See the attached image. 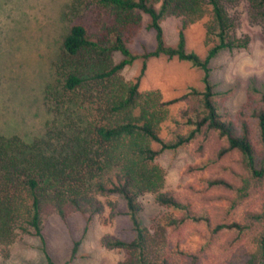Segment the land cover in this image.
I'll return each mask as SVG.
<instances>
[{
	"label": "trees",
	"instance_id": "16d2710c",
	"mask_svg": "<svg viewBox=\"0 0 264 264\" xmlns=\"http://www.w3.org/2000/svg\"><path fill=\"white\" fill-rule=\"evenodd\" d=\"M91 1L107 8L110 19L94 33L73 22L61 42V87L77 93L87 111L86 127L56 138L46 133L31 144L9 139L15 146L0 156L1 248L17 233H29L38 238L46 264H54L45 250L42 214L54 210L64 219L77 210L88 222L102 208L99 195L117 194L133 230L130 239L103 238L107 247L125 252L118 264H264V83L251 81L246 101L231 116L225 105L231 89L216 88L211 78L210 61L218 51L248 44L247 35H235L226 9L237 0ZM248 2L264 34V0ZM141 14L149 17L155 45L134 53L126 38ZM167 15L181 18L174 45L163 38L161 20ZM204 17L208 48L201 56L186 48L184 29ZM159 55L199 68L202 87L189 86L169 99L158 89L140 91L146 60ZM136 58L140 72L125 80L120 72ZM179 102L172 115L170 106ZM166 120L171 126L164 139L159 130ZM55 140L60 155H45L40 146ZM180 146H189L198 159L185 166L192 178L163 189L156 158ZM145 192L169 210L153 233L140 215L138 198ZM193 236L199 240L195 246L182 242Z\"/></svg>",
	"mask_w": 264,
	"mask_h": 264
},
{
	"label": "rangeland",
	"instance_id": "374dc122",
	"mask_svg": "<svg viewBox=\"0 0 264 264\" xmlns=\"http://www.w3.org/2000/svg\"><path fill=\"white\" fill-rule=\"evenodd\" d=\"M226 9L234 20L235 35L249 38L245 48L222 49L210 61L216 88L231 89L225 105L234 116L246 101L251 81L264 83V34L263 23L248 0L227 4ZM109 19L110 11L91 0H0V138H3L0 148L8 149L6 153L0 149V156L10 154L9 147L14 145L9 142L12 137L31 144L47 134L56 138L71 131H84L81 129L86 127L85 107L76 92L68 93L61 87V42L73 22L94 33ZM206 20L204 17L189 23L184 29L186 48L201 56L208 48ZM148 22V15L141 14L139 24L126 38L134 53L155 45L154 31L147 26ZM180 24L181 18L175 15L161 20L167 44L174 45L177 41ZM114 58L119 60L121 55L115 53ZM141 65V59L136 58L120 75L132 81ZM189 86L202 87L201 70L188 61L164 55L149 57L139 79L140 91L158 89L165 99L182 94ZM181 104H172L170 113L175 115ZM170 126V120L161 125L162 138L168 137ZM49 142L40 149L47 156H59L60 141ZM154 146L158 148L157 144ZM197 160L189 146L162 151L156 162L164 173L163 189L176 188L190 180L185 166ZM99 199L102 208L88 222L77 210L69 212L64 219L54 210L42 214L45 250L54 264H118L124 258L123 250L107 247L103 238L133 237L125 201L117 194L99 195ZM138 201L142 223L153 233L157 220L169 210L157 204L150 192L142 193ZM198 241L193 236L182 242L195 246ZM0 264H46V259L38 238L19 232L5 249L0 246Z\"/></svg>",
	"mask_w": 264,
	"mask_h": 264
}]
</instances>
